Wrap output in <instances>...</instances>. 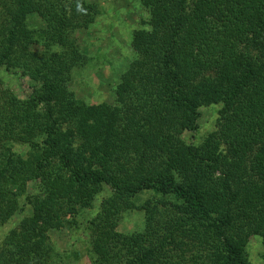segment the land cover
Segmentation results:
<instances>
[{
  "label": "trees",
  "instance_id": "1",
  "mask_svg": "<svg viewBox=\"0 0 264 264\" xmlns=\"http://www.w3.org/2000/svg\"><path fill=\"white\" fill-rule=\"evenodd\" d=\"M140 1L150 18L111 105L68 85L94 2L0 0V72L33 80L21 98L0 78V232L23 214L0 238V264H57L50 232L104 190L85 227L90 264H253L250 237L264 243V0ZM37 37L44 48L29 49ZM213 104L215 128L187 141ZM134 209L143 230L120 231Z\"/></svg>",
  "mask_w": 264,
  "mask_h": 264
},
{
  "label": "rangeland",
  "instance_id": "2",
  "mask_svg": "<svg viewBox=\"0 0 264 264\" xmlns=\"http://www.w3.org/2000/svg\"><path fill=\"white\" fill-rule=\"evenodd\" d=\"M97 5L95 21L77 30L76 39L84 55V63L73 69L69 88L75 97L87 104L108 103L115 105L119 96V84L122 74L128 69L135 56L132 45L133 32L146 25L150 18L149 9L140 0H89ZM29 23L41 27L39 17H32ZM27 47L42 50L44 44L40 38L27 41ZM0 78L4 87L18 97H25L30 91L33 80L20 72L2 69ZM219 105L201 107L199 129L186 131L187 141L201 139L216 126ZM111 123V122H110ZM195 135V136H194ZM109 194L104 190L94 201L92 208H83L79 214L67 216L66 225L50 232L51 243L56 251L57 264H90L91 239L86 230L87 220L97 212L103 197ZM144 194L141 200L144 201ZM23 214H17L11 222L1 228L0 238L20 220ZM144 212L128 211L119 229L125 233L141 231L144 227ZM247 255L253 264H264V243L260 235H252L247 244Z\"/></svg>",
  "mask_w": 264,
  "mask_h": 264
}]
</instances>
